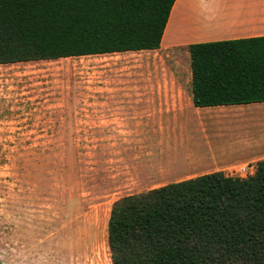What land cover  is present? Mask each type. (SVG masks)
I'll use <instances>...</instances> for the list:
<instances>
[{"label":"trees","instance_id":"trees-1","mask_svg":"<svg viewBox=\"0 0 264 264\" xmlns=\"http://www.w3.org/2000/svg\"><path fill=\"white\" fill-rule=\"evenodd\" d=\"M174 0H0V64L156 49ZM195 107L264 102V35L186 46ZM112 202L110 264H264V158Z\"/></svg>","mask_w":264,"mask_h":264},{"label":"rangeland","instance_id":"rangeland-1","mask_svg":"<svg viewBox=\"0 0 264 264\" xmlns=\"http://www.w3.org/2000/svg\"><path fill=\"white\" fill-rule=\"evenodd\" d=\"M127 54L136 68L143 59L150 63L149 70L132 69L125 75L127 84L121 81L118 58L110 66L107 59L91 57L0 64L1 234L5 226L36 227L38 222L44 229L45 257L84 248L81 263L97 258L99 264H110L106 222L112 202L152 184L143 175H114L110 168L117 163L122 168L124 151L138 140L142 144L137 146L148 147L147 154L158 149L151 135L92 131L99 127L90 126L82 108L101 94L163 90L169 86L155 83L166 77L172 78V91L190 89L184 48ZM209 121L223 128L208 133L221 159L235 156H223L227 147L264 145V110ZM238 166L218 170L238 176Z\"/></svg>","mask_w":264,"mask_h":264},{"label":"crops","instance_id":"crops-1","mask_svg":"<svg viewBox=\"0 0 264 264\" xmlns=\"http://www.w3.org/2000/svg\"><path fill=\"white\" fill-rule=\"evenodd\" d=\"M260 35H264V0H174L159 47L139 51L182 47L187 54L186 46L189 43ZM129 52L138 51L72 57L107 59L106 64L109 66L111 59L118 58L121 62V81L127 84L129 79L125 75L130 74L132 69L145 71L150 69V63L146 59L142 60L139 66L141 68L134 67L136 64L131 63L127 54ZM163 81L155 83L169 86L163 90L152 92L124 90L101 94L94 96L82 108L81 115L90 120V126L99 127L92 128V131L136 134L139 138L147 134L156 139L154 148L158 150L155 154L153 152L147 154L145 150L148 147L144 145L137 146L141 140L129 144L128 150L123 153L125 163L122 168L120 163L110 168L111 171L115 170L114 175L120 173L143 175V180L152 182L141 190L144 191L216 171L223 166L253 165L256 160L264 158V145L251 144L227 147V151L222 153L223 156L231 154L235 156L221 159L222 155H215L217 148L210 143L208 133L219 132L223 128L207 122L219 115H243L245 112L263 111L264 102L195 107L190 100V89L189 92H183L181 88L172 91L170 87L172 78L166 77ZM136 193L139 192L130 194ZM4 230L3 235L0 232V264L84 263L82 253L84 248L77 254L71 251L69 253L68 248H65L63 257L59 254L55 257L52 255L45 257L44 229L43 226L39 227L38 222L36 227L11 225L5 226ZM29 233L33 236H28ZM91 264H99L97 258Z\"/></svg>","mask_w":264,"mask_h":264},{"label":"built area","instance_id":"built-area-1","mask_svg":"<svg viewBox=\"0 0 264 264\" xmlns=\"http://www.w3.org/2000/svg\"><path fill=\"white\" fill-rule=\"evenodd\" d=\"M237 171L239 172L238 176H246L253 171V166L250 164L239 165Z\"/></svg>","mask_w":264,"mask_h":264}]
</instances>
